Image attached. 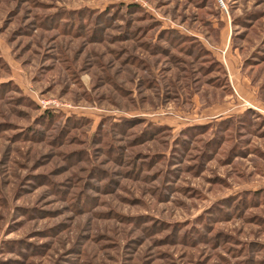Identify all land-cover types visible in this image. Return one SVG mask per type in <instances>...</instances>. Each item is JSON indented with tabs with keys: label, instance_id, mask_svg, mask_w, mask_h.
I'll return each mask as SVG.
<instances>
[{
	"label": "rangeland",
	"instance_id": "374dc122",
	"mask_svg": "<svg viewBox=\"0 0 264 264\" xmlns=\"http://www.w3.org/2000/svg\"><path fill=\"white\" fill-rule=\"evenodd\" d=\"M141 1L0 0V264H264V0Z\"/></svg>",
	"mask_w": 264,
	"mask_h": 264
},
{
	"label": "trees",
	"instance_id": "16d2710c",
	"mask_svg": "<svg viewBox=\"0 0 264 264\" xmlns=\"http://www.w3.org/2000/svg\"><path fill=\"white\" fill-rule=\"evenodd\" d=\"M127 7H129L130 9H136V10H139V9H140L139 6L136 5V4H133V5L131 4V5H128ZM88 10H89V12L92 11L91 8H88ZM176 34H177V33H176ZM178 35H179V34H178ZM178 37H179V36H178ZM47 116H48V117H55L56 114L53 113V112H51V111H48Z\"/></svg>",
	"mask_w": 264,
	"mask_h": 264
},
{
	"label": "built area",
	"instance_id": "2783aa9c",
	"mask_svg": "<svg viewBox=\"0 0 264 264\" xmlns=\"http://www.w3.org/2000/svg\"><path fill=\"white\" fill-rule=\"evenodd\" d=\"M135 3H137V4H139V5H142L143 3H142V1L141 0H133ZM52 106H58L59 104H56V103H53V104H51ZM50 105V106H51Z\"/></svg>",
	"mask_w": 264,
	"mask_h": 264
}]
</instances>
